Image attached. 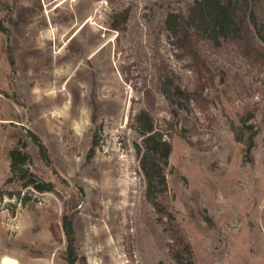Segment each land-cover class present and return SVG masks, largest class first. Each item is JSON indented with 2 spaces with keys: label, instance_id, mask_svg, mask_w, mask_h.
<instances>
[{
  "label": "rangeland",
  "instance_id": "1",
  "mask_svg": "<svg viewBox=\"0 0 264 264\" xmlns=\"http://www.w3.org/2000/svg\"><path fill=\"white\" fill-rule=\"evenodd\" d=\"M67 214L85 264H264V0H0V264Z\"/></svg>",
  "mask_w": 264,
  "mask_h": 264
},
{
  "label": "trees",
  "instance_id": "2",
  "mask_svg": "<svg viewBox=\"0 0 264 264\" xmlns=\"http://www.w3.org/2000/svg\"><path fill=\"white\" fill-rule=\"evenodd\" d=\"M128 14L125 12L121 13L118 17H121V24L125 23L127 20ZM169 24V22H168ZM113 30H119L118 25L112 24L111 27ZM231 132L236 142L241 144H248L253 139L252 129L249 125H243L241 127H231ZM33 142L37 145L39 154L43 161H47V153L44 146L40 143V141L34 135H30ZM94 154V147L89 151L88 158H91ZM42 192H46L47 189H40ZM73 215L67 214L62 217V230L65 237L66 242V261L69 264H85L84 259L78 257L75 248V233L73 230L72 224Z\"/></svg>",
  "mask_w": 264,
  "mask_h": 264
},
{
  "label": "bare ground",
  "instance_id": "3",
  "mask_svg": "<svg viewBox=\"0 0 264 264\" xmlns=\"http://www.w3.org/2000/svg\"><path fill=\"white\" fill-rule=\"evenodd\" d=\"M2 264H9V263L4 261Z\"/></svg>",
  "mask_w": 264,
  "mask_h": 264
}]
</instances>
